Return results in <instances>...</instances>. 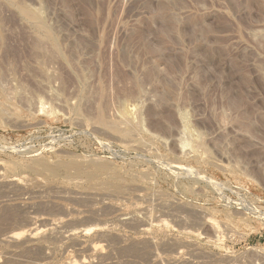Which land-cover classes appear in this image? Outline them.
<instances>
[{"label":"rangeland","instance_id":"obj_1","mask_svg":"<svg viewBox=\"0 0 264 264\" xmlns=\"http://www.w3.org/2000/svg\"><path fill=\"white\" fill-rule=\"evenodd\" d=\"M0 178V264H264V0H0Z\"/></svg>","mask_w":264,"mask_h":264},{"label":"bare ground","instance_id":"obj_2","mask_svg":"<svg viewBox=\"0 0 264 264\" xmlns=\"http://www.w3.org/2000/svg\"><path fill=\"white\" fill-rule=\"evenodd\" d=\"M39 164H42V163L40 162ZM33 165H34V164H33ZM41 166H42V165H40V167L38 166V168H41ZM42 167H43V166H42ZM44 167H45V165H44ZM46 167H47V166H46ZM61 167H62V166H57V167L55 168V170L53 171V173H54V172H57ZM44 170H45V169H44ZM42 171H43V170H42ZM51 171H52V170H51ZM45 172H46V171H45ZM0 180L2 181L1 178H0ZM4 181H5V180H4ZM2 184H4V183H2ZM2 184H0V186H1ZM5 184H6V182H5ZM10 184L13 186L14 183H10ZM10 184H9V185H10ZM9 185H7V186L9 187ZM11 185H10V187H11ZM15 185H16V183L14 184V186H15ZM2 187L4 188V186H2ZM17 187L19 188L18 185H17ZM0 188H1V187H0ZM119 188H120V190H121L122 187H119ZM0 190H1V189H0ZM14 190H15V189H14ZM16 190H17V189H16ZM30 190H31V189H30ZM12 191H13V190H12ZM118 191H119V189H118ZM121 191H122V190H121ZM121 191H120V192H121ZM29 192H30V191H29ZM31 192H33V191H31ZM39 192H40V191H39ZM39 192H38V193H39ZM49 192H50V191H49ZM122 192H123V191H122ZM41 193H42V192H41ZM110 194H111V193H110ZM140 194H141V193H140ZM137 195H138V194H137ZM137 195H136V196H137ZM78 196H79V195H78ZM78 196H77V197H78ZM90 196H91V195H90ZM142 196H143V195H142ZM50 197H51V196H50ZM91 197H92V196H91ZM94 197H95V196H94ZM73 198H74V197H73ZM89 198H90V197H89ZM136 198H137V197H136ZM138 198H139V195H138ZM17 199H18V198H17ZM46 199H47V198H46ZM93 199H94V198H93ZM139 199L142 200L143 198L140 197ZM144 199H145V197H144ZM104 200H105V199H104ZM137 201H138V200H137ZM143 203H144V202H143ZM17 204H18V203H17ZM165 204H166V203H165ZM114 205H116V203H115V204H112V206H114ZM19 206H20V205H19ZM112 206H110V207L113 208ZM118 206H119V205H118ZM137 206H138V205H137ZM15 207H16V206H15ZM15 207H14V208H15ZM54 207H55V205L53 204V208H54ZM56 207H57V206H56ZM56 207H55V208H56ZM58 207H59V206H58ZM60 207H62V206H60ZM60 207H59V208H60ZM168 207H169V206H168ZM8 208H9V207H8ZM11 208H12V206L10 207V210H11ZM63 208H64V207H63ZM111 208H110V209H111ZM120 208H121V210H122V206H121ZM120 208H119V209H120ZM15 209L17 210V208H15ZM90 209H91V208H90ZM147 209H148V208H147ZM12 210H14V209H12ZM19 210H20V208H19ZM60 210H61V209H60ZM114 210H116V209L114 208ZM145 210H146V208H145ZM145 210L142 209V211H145ZM148 210H149V209H148ZM94 211H95V210H94ZM110 211H111V210H110ZM139 211H140V210H139ZM89 212H91V213H89V214L92 215V216L90 217V218H92V217L94 216V213H95V212H93V214H92V211H89ZM121 212H122V211H121ZM96 214H97V213H95V216H96ZM22 215H23V214H22ZM80 215H81V213H80ZM25 216H27V215H25ZM83 216H84V215H83ZM117 216H118V215H117ZM117 216H116V218H117ZM126 216H127V215H126ZM23 217H24V216H23ZM28 217H29V216H27V219H28V220L26 221V219H25V221L28 222L27 224H29V225H31V226H32V225L34 226V223L36 224V221H37V223L42 222L41 220L38 222V220L40 219V218L37 219L38 216H37L36 218L31 217V216H30L29 218H28ZM88 217H89V216H88ZM121 217H122V219H119V218H121ZM25 218H26V217H25ZM83 218H84V217H83ZM119 218H118V220H120V221L122 222L123 225H124V224H128V225H129V224H131V223L134 222V221H132V220L129 219V218H125V217L123 218V215H122V216H119ZM41 219H42V218H41ZM84 219H85V218H84ZM86 219H87V217H86ZM42 220H43V219H42ZM55 220H56V219H55ZM63 220H64V219H63ZM113 220H114V219H113ZM116 220H117V219H116ZM48 221H49V220H48ZM48 221H47V222H48ZM59 221H62V220L59 219ZM143 221H145V220H143ZM143 221H142V222H143ZM54 222H56V221H54ZM57 222H58V221H57ZM62 222H64V221H62ZM147 222H148V221H146V222L144 223V225L147 224ZM49 223H50V226L53 228V226H54V225L52 226L53 223L51 224V222H48V224H49ZM64 223H65V222H64ZM106 223H107V222H106ZM149 223H150V221H149ZM55 224H57V223H55ZM59 224H60V223H59ZM107 224H108V223H107ZM118 224H119V223H118ZM122 224H121V225H122ZM142 224H143V223H142ZM61 225H62V223H61ZM63 225L68 226L69 224H63ZM55 226H56V225H55ZM55 226H54V228H56ZM57 226H59V225H57ZM124 226H126V225H124ZM140 226L142 227L143 225H140ZM153 226H154V224H153ZM155 226H156V225H155ZM145 227H148V228L151 227V228H152L151 225H150V226L146 225ZM145 227H144V228H145ZM167 227H168V226H167ZM49 228H50V227H49ZM49 228H48V229H49ZM99 228H100V227H99ZM148 228H145V229H148ZM48 229H47V230H48ZM37 230H39V229H35V228H34L33 230L30 229L29 235H30V233H33V232H35V231H37ZM47 230H46V231H47ZM51 230L53 231V229H51ZM55 230H56V229H55ZM55 230H54V231H55ZM99 230H102V229H99ZM150 230H152V229H150ZM150 230H149V231H150ZM27 231H28V230H27ZM49 231H50V229H49ZM49 231H48V232H49ZM141 231H142V230H141ZM143 231H144V229H143ZM145 231H146V230H145ZM38 232H39V231H38ZM69 232H70V230H69ZM102 232H103V231H102ZM146 232H147V231H146ZM27 233H28V232H27ZM41 233H43V232H41ZM52 233H53V232L50 231V233H49L50 236L52 235ZM71 233H72V230H71ZM71 233H70V234H71ZM99 233H100V232H99ZM34 234H36V233H34ZM37 234H38V233H37ZM67 234H68V232H67ZM70 234H68V235L70 236ZM74 234H75V233H73L72 236H73ZM188 234H189V233H188ZM21 235H22V234H21ZM23 235H24V232H23ZM27 235H28V234H27ZM32 235H33V234H32ZM54 235H55V232H54ZM68 235H66V236L69 238ZM75 235H77V234H75ZM18 236H20V234H14V235L12 234L11 236H8V240H10L9 243H10V242H13V241H16V239H17ZM72 236L70 237L71 239H72ZM112 236H113V235H112ZM112 236H111V238H110L111 241H113ZM119 236H120V235H119ZM51 237H52V236H51ZM55 237H56V236H55ZM63 237H64V235H63ZM63 237H62V238H63ZM101 237L104 238V235H102ZM28 238H29V236H28ZM46 238H48V236H47ZM53 238H54V237H53ZM63 239H66V238H63ZM73 239H74V238H73ZM73 239H72V240H73ZM104 239H105V238H104ZM107 239H108V238H107ZM118 239H119V237H118ZM72 240H70V241H72ZM76 240H77V237H76ZM115 240L117 241V238H116ZM115 240H114V242H115ZM27 241H29V240L27 239ZM30 241H31V240H30ZM95 241H96V240H95ZM100 241H101V240H100ZM118 241L120 242V240H118ZM131 241H132V240H131ZM134 241H135V240H134ZM143 241H145V240H143ZM7 242H8V241H7ZM76 242H77V241L74 240V244H75ZM78 242H79V240H78ZM78 242H77V243H78ZM81 242H82V241H81ZM107 242H108V240H107ZM109 242H110V241H109ZM123 242H125V241H123ZM141 242H142V241H141ZM145 242H146V241H145ZM145 242H144V244H142V243H141V244H142V245L147 244V245L150 246L151 243L148 244L150 241H149V242L147 241L148 243H145ZM22 243H23V242H22ZM25 243H26V242H25ZM30 243H31V242H30ZM112 243H113V242H112ZM117 243H118V242H117ZM120 243L122 244V241H121ZM125 243H126V242H125ZM11 244H12V243H11ZM18 244H19V243H18ZM18 244H16V245H18ZM20 244H21V243H20ZM72 244H73V243H72ZM86 244H87V243H86ZM96 244H98V243H96ZM99 244H101V243H99ZM108 244H109V243H108ZM118 244H119V243H118ZM121 244H119V245H121ZM136 244H137V243H136ZM141 244H139V245H141ZM16 245H15V246H16ZM84 245H85V244H84ZM84 245H83V246H84ZM101 245H102V244H101ZM110 245H111V242H110ZM113 245H114V244H113ZM113 245H112V246H113ZM119 245H118V246H119ZM130 245H131V242H130ZM130 245H128V246H129V249H127V251H128V250H129V252L132 251V253L135 252L134 254H136V252H137V253L139 252V253H142V254H144V255H145V253H146V255H147V253L149 252V251H148V252H145L144 250H143V251L139 250L138 248H139L140 246L137 247V245H134V243H133V245H131V246H130ZM76 246H77V245H76ZM78 246L81 247V248H83V246H81L80 244H78ZM85 246H86V245H85ZM88 246H89V245H88ZM118 246H116V247H118ZM128 246H123L124 250H125ZM145 246H146V245H145ZM151 246H152V245H151ZM166 246H167V245H166ZM166 246H165V247H166ZM91 247H92V244H91ZM91 247H89L88 249H90L91 251H93V256H95V258L98 257V258L102 259L103 257L98 253V252H99L98 249H100V248L97 249V247H93V248L91 249ZM141 247H142V246H141ZM9 248H11V247H9ZM77 248H78V247H77ZM84 248H85V247H84ZM103 248H104V247H103ZM123 248H122V249H123ZM146 248H147V247H146ZM85 249L88 250L87 248H85ZM85 249H84V252L86 251ZM120 249H121V248H120ZM150 249H151V248H150ZM150 249H147V250H150ZM82 250H83V249H82ZM82 250H81V251H82ZM90 250H88V251H86V252H89ZM81 251H80V252H81ZM119 251H121V250H119ZM127 251H126V252H127ZM133 251H134V252H133ZM140 251H141V252H140ZM110 252H111V251H110ZM124 252H125V251H124ZM124 252H122V253H124ZM81 253H82V252H81ZM89 253H90V252H89ZM119 253H120V252H119ZM132 253H131V254H132ZM150 253H151V251H150ZM129 254H130V253H129ZM142 254H141V255H142ZM148 254H149V253H148ZM177 254H178V253H177ZM77 255H78V254H77ZM91 255H92V254H91ZM91 255H88L89 257H85L84 259H86V258H91V257H90ZM105 255H106V254H105ZM139 255H140V254H139ZM141 255H140V256H141ZM150 255H151V256H150ZM93 256H92V257H93ZM109 256H110V255H109ZM135 256H138V255H135ZM148 256L151 257V259L149 258V260H150V261L152 260V263H153V264H161V258H162V257L160 258L159 254L157 255V253H154V254L152 253V254H149ZM15 257H16V255H15ZM83 257H84V256H83ZM101 257H102V258H101ZM179 257H181V256H179ZM77 258H78V257H77ZM80 258H81V257H80ZM105 258H106V257H104V259H105ZM108 258H109V257H108ZM111 258H112V257H111ZM129 258H130V257H129ZM131 258H132V257H131ZM72 259H73V258H72ZM91 259H92V261H93V258H91ZM91 259L88 261V259H87V260H83V258H82L83 261H81V262H80L78 259H76V260H78L79 262L73 261V262H71V263H68V262H67L66 264H77V263H78V264H79V263H81V264H92L93 262H91ZM100 259H99L98 261H100ZM162 259H164V258H162ZM178 259H179V258H178ZM70 260H71V259H70ZM70 260H68V261H70ZM73 260H74V259H73ZM105 260H106V259H105ZM182 260H184V259H182ZM185 260H187V259H185ZM185 260H184V261H185ZM111 261H112V260H111ZM127 261H128V260H127ZM163 261H164V260H163ZM170 262H172V261L170 260ZM176 262H177V260H174V259H173L172 264H175ZM182 262H183V261H182ZM187 262H188V260H187ZM101 263H102V261H101ZM103 263H104V262H103ZM133 263H134V262H133ZM150 263H151V262H150ZM164 263H165V262H163L162 264H164ZM166 263L169 264V262H166ZM180 263H181V262H180ZM180 263H179V264H180ZM183 263L188 264L189 262L186 263V261H185V262H183ZM183 263H181V264H183ZM191 264H192V263H191Z\"/></svg>","mask_w":264,"mask_h":264}]
</instances>
